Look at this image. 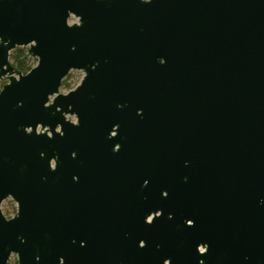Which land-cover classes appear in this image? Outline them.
Here are the masks:
<instances>
[{"label":"water","instance_id":"water-1","mask_svg":"<svg viewBox=\"0 0 264 264\" xmlns=\"http://www.w3.org/2000/svg\"><path fill=\"white\" fill-rule=\"evenodd\" d=\"M1 81L0 264H264V0H0Z\"/></svg>","mask_w":264,"mask_h":264},{"label":"rangeland","instance_id":"rangeland-1","mask_svg":"<svg viewBox=\"0 0 264 264\" xmlns=\"http://www.w3.org/2000/svg\"><path fill=\"white\" fill-rule=\"evenodd\" d=\"M77 23V20L75 18H71L70 19V24H74ZM29 48H25V50L28 51ZM37 59H33L32 65H34V67L37 65ZM84 78V73L80 72V71H73L69 74V76L66 78V86H63L60 88V94H67L70 91L74 90L83 80ZM7 84V81H1L0 82V91L2 90L3 86ZM71 121H75L74 118H68ZM2 213L3 215L8 218L11 219L12 217L15 216L16 212H17V205L16 203L13 202L12 199H8L6 200L3 204H2ZM9 264H18V257L17 256H12Z\"/></svg>","mask_w":264,"mask_h":264},{"label":"trees","instance_id":"trees-1","mask_svg":"<svg viewBox=\"0 0 264 264\" xmlns=\"http://www.w3.org/2000/svg\"><path fill=\"white\" fill-rule=\"evenodd\" d=\"M12 66L22 74H27L34 67L32 65L33 59L28 57V51L25 49H16L10 56ZM66 80L63 86H66Z\"/></svg>","mask_w":264,"mask_h":264},{"label":"flooded vegetation","instance_id":"flooded-vegetation-1","mask_svg":"<svg viewBox=\"0 0 264 264\" xmlns=\"http://www.w3.org/2000/svg\"><path fill=\"white\" fill-rule=\"evenodd\" d=\"M13 218V217H12Z\"/></svg>","mask_w":264,"mask_h":264}]
</instances>
